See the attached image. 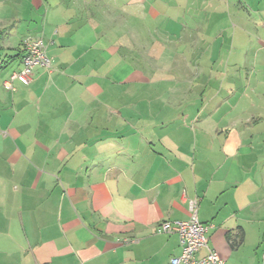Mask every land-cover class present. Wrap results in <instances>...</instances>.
Segmentation results:
<instances>
[{
  "label": "crops",
  "instance_id": "0c3cea01",
  "mask_svg": "<svg viewBox=\"0 0 264 264\" xmlns=\"http://www.w3.org/2000/svg\"><path fill=\"white\" fill-rule=\"evenodd\" d=\"M16 1L32 30L3 46L19 21L0 7V264H169L179 238L156 228L190 201L225 264H264V0H210L206 44L162 0ZM29 36L51 70L9 90Z\"/></svg>",
  "mask_w": 264,
  "mask_h": 264
},
{
  "label": "built area",
  "instance_id": "2783aa9c",
  "mask_svg": "<svg viewBox=\"0 0 264 264\" xmlns=\"http://www.w3.org/2000/svg\"><path fill=\"white\" fill-rule=\"evenodd\" d=\"M21 66L3 82V86L12 90V82L18 81L24 85L31 83L34 69L39 67L51 70V61L46 53V47L40 36H29L21 43ZM191 216L186 221L162 222L157 228L158 234H176L179 238L180 254L170 259L169 264H225L219 254L209 248L207 231L210 226L201 223L197 218L196 203H189ZM205 249L203 256H197ZM264 258V254H263Z\"/></svg>",
  "mask_w": 264,
  "mask_h": 264
},
{
  "label": "rangeland",
  "instance_id": "374dc122",
  "mask_svg": "<svg viewBox=\"0 0 264 264\" xmlns=\"http://www.w3.org/2000/svg\"><path fill=\"white\" fill-rule=\"evenodd\" d=\"M7 0H5L6 2ZM165 1L167 4L171 5V8H173V11H177L179 9H181V7L183 9H181V21L183 22L185 27L188 26V28H192L197 26V29L200 31L202 29V31L205 33L204 34V44L206 43H210L213 39L212 37V32L215 31L216 28H213V13L211 9H206L207 8V3L210 2V0H205L204 3V11L202 10V6L200 5L202 0H162ZM4 0H0V7H2V10L5 14H9V15H14V17L17 18L16 22V27L10 30H7V33H11L8 39L4 40V42H2L3 46H11L12 44H17L18 46V42L21 39V36L23 34H25L27 32V30H32L31 27H28L27 22L26 21H21V18L23 17L24 20H27V18H25L27 15L30 14H24L23 15V11H21L20 7H18L17 5V1L16 0H8V2L6 4L3 5ZM198 4V7H197ZM186 13V14H185ZM33 13H31L32 15ZM175 14V13H173ZM176 15V14H175ZM177 16V15H176ZM33 18H37L36 14L32 15ZM175 17V16H174ZM173 17V19H174ZM179 17V15L177 16ZM176 18V17H175ZM223 25L227 26L228 25V21L227 20H223L222 21ZM19 24V25H18ZM187 24V25H186ZM3 26V25H2ZM1 28V26H0ZM196 29V28H195ZM18 35V39H16V36ZM13 40H16V43L13 42Z\"/></svg>",
  "mask_w": 264,
  "mask_h": 264
},
{
  "label": "trees",
  "instance_id": "16d2710c",
  "mask_svg": "<svg viewBox=\"0 0 264 264\" xmlns=\"http://www.w3.org/2000/svg\"><path fill=\"white\" fill-rule=\"evenodd\" d=\"M5 32H6V30H5L4 28H0V41H1V40L3 39V37L5 36ZM0 50H2L1 47H0ZM21 57H22V51H21V49H20L18 53H16V54L12 55L11 57H9V60H7L6 62H7V63H8V62H11V61H13V60H15V59H17V58H20V59H21ZM7 63H5V65H6ZM3 67H4V65H0V68H3ZM241 242H242V237H240L238 241H237V240L232 241V242L230 243V245H231L232 248H237V247L241 244Z\"/></svg>",
  "mask_w": 264,
  "mask_h": 264
}]
</instances>
